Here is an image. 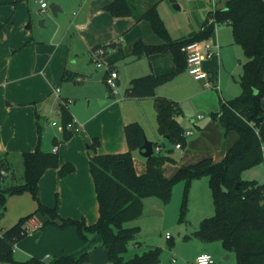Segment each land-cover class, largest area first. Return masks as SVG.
I'll list each match as a JSON object with an SVG mask.
<instances>
[{"label": "crops", "instance_id": "crops-1", "mask_svg": "<svg viewBox=\"0 0 264 264\" xmlns=\"http://www.w3.org/2000/svg\"><path fill=\"white\" fill-rule=\"evenodd\" d=\"M110 1L112 0L81 1L78 10L73 12L72 22L59 23L55 29L44 33L33 29V25L30 24L32 10L29 0H0V153L9 164V168L4 169L2 186L7 187L17 182L19 178L14 167H19L23 162L24 152L34 151L37 147L38 116L43 119V130L44 123L50 124L53 116H57V121L51 122L52 125L56 122L54 126L58 125L52 142L47 136H42L41 148L52 151L57 147L60 165L71 162L75 165V170L60 176L59 167L48 168L39 181V197L43 204L49 207L57 206L60 216L84 218L88 224L94 223L99 217V203L90 172V154L127 151L129 147L125 125L130 122H139L146 134L145 125L149 124L152 130L150 134L153 137L159 136L156 96H167L178 101L182 113L177 119L187 131H192L188 135L186 148L174 156L176 162H167L163 165V173L167 177L173 176L181 165L195 163L207 157L215 162L222 160L239 137L236 131H227L216 119L205 118L204 114L218 112L221 108L220 100L218 101L215 94L217 88L214 87L218 83L223 66L219 54L204 60L203 68L208 72L206 79L194 78L186 66V69L173 79L157 86L154 96L137 97L130 94V82L133 78L148 73L156 75L169 73L176 69V64L170 51L136 58L132 52L137 41L161 44L164 40L154 32L147 20L136 21L133 16L134 22L128 24L127 21L130 19L120 18L127 16H112L104 8ZM153 1L155 0H136L139 5L142 4V10ZM164 1L166 0H157V6ZM171 1L176 3L178 0ZM196 1V6H199V1ZM210 1L212 6L205 18H200L197 28L191 27L180 31L175 36L166 25L172 39L186 38L202 27L213 8L214 0ZM226 1L215 0L218 9L223 8ZM177 9H181V6ZM148 22L152 31L147 27ZM126 26H129L126 33L130 34L131 29L136 31L130 38V44L126 47L121 46L124 55L132 56L129 60L132 62L125 63L120 71L113 64L114 61L111 62L118 70L120 87L126 88L122 97H116L105 82L106 70L92 71L88 60L95 45L118 40L116 35ZM225 31L227 37V30ZM230 38L231 36H228V39ZM223 40L222 29H217L211 41L221 45ZM112 44L117 47L119 42H112L110 47ZM93 81L100 84L91 83ZM81 97L85 101L88 99L87 106H79ZM64 100L68 102L74 122L69 126L72 136L62 142L63 128L60 124L59 104ZM262 106L264 108V99ZM192 110L199 113L197 118H190L192 124L187 123L185 117L180 119V116H186V113L189 116L194 115L191 114ZM196 119L198 122H195ZM55 137L60 140L59 144H54ZM96 137L100 144L93 149L90 143ZM163 143L164 141L159 142L162 151L165 147ZM137 152L139 153V150ZM137 152L134 151L135 170L138 174H143L147 170L146 157L140 153L136 154ZM23 178L21 180L24 182ZM37 207L38 202L30 192L8 196L6 211L0 222L2 231L9 228L5 223L9 214L13 217L11 223L15 224L19 218L34 212ZM45 215L35 214L41 223L40 228L15 243L16 259L26 260L35 256L50 262L54 261L53 256L57 259L65 254L79 255L85 252L88 253V262L91 264H95L96 260L107 262L106 247L105 251L102 247L92 246V242L97 240V234H89L88 240H84L74 225L61 229L52 224L42 227L49 219V216ZM201 244V250L194 252L187 264H190L201 251L211 254L212 251L220 250L222 253L227 251L219 248L222 245L210 244L208 248H204L208 243ZM173 260L176 262L175 257Z\"/></svg>", "mask_w": 264, "mask_h": 264}, {"label": "trees", "instance_id": "trees-1", "mask_svg": "<svg viewBox=\"0 0 264 264\" xmlns=\"http://www.w3.org/2000/svg\"><path fill=\"white\" fill-rule=\"evenodd\" d=\"M157 0L147 8L141 9L136 0H112L105 10L112 16H134L136 21L147 20L154 32L164 40L161 44H147L142 40L134 45L132 54L136 58L159 52L170 51L176 69L169 73L156 75L148 73L135 77L130 82V94L137 97L154 96L156 87L171 80L177 73L186 69V54L183 46L194 40L212 37L216 26L227 23L232 28L234 42L240 44L247 56L243 64L240 83L242 91L235 98L222 101L220 111L212 116L227 131H236L237 141L229 148L224 158L215 162L207 157L195 163L181 165L177 172L167 177L163 165L176 162L171 148L166 153L155 151L159 142H154V154L146 157L147 170L138 174L134 166L133 152L139 150L145 141V129L139 122L125 125L128 150L119 153L94 152L90 154V172L94 179L99 203V217L91 224L84 218L62 217L58 207L43 204L39 197V181L48 168L59 167V175L65 176L75 170V165L59 163L57 151L41 148L43 119L38 116V145L34 151L23 153L24 182L2 186L4 169L9 164L0 153V222L6 211L8 196L30 192L38 202L37 209L25 215L11 227L2 231L0 225V262L9 264H86L88 253L79 255L65 254L54 263L38 257L18 260L14 257L15 243L28 235L27 220L35 214H46L49 219L42 227L55 222L60 228L76 226L82 239L88 240L89 234H101L107 249L110 264H160L161 247H150L141 254L126 259L129 242L140 234L139 226H126L124 223L142 214L143 198L158 196L170 201L176 182L202 175L209 177L215 212L203 218L195 231L201 243L220 241L223 247L234 252L236 264H264V183L242 178V172L264 159V0H227L223 8L210 10L202 27L190 36L174 40L161 17ZM214 17L213 22L209 19ZM158 131L170 142L186 147L185 128L177 116L182 113L178 101L167 96L155 97ZM60 124L63 127L61 141L72 136L69 124L74 118L67 100L60 102ZM59 144L58 138L53 139ZM96 137L91 148L99 146ZM186 211V196L183 200L181 217Z\"/></svg>", "mask_w": 264, "mask_h": 264}, {"label": "rangeland", "instance_id": "rangeland-1", "mask_svg": "<svg viewBox=\"0 0 264 264\" xmlns=\"http://www.w3.org/2000/svg\"><path fill=\"white\" fill-rule=\"evenodd\" d=\"M48 4L46 9H42L40 0H29V4L32 10L30 24L33 25V29L44 31L47 33L48 31H52L59 23L67 24L72 22L75 10H78L80 2L84 0H44ZM199 6H196V0H178L176 3L181 6V9H177L174 7V3L171 0H166L159 5V13L161 17L164 19L166 25L169 26L170 30L176 36L180 33V31L188 30L189 28H197L200 18H205L207 15V11L211 8L212 3L210 0H198ZM51 3H56L62 7V11L58 13V15H54L52 9L50 8ZM142 7V4L139 5ZM117 17V16H114ZM128 17V16H127ZM120 17L121 19H130L127 23L132 24L134 22V17L131 18ZM44 19V25L40 24V20ZM167 26V27H168ZM148 29L151 30V26L148 22ZM129 26H126L123 30L119 31L116 35L118 36V40L108 41L101 43L99 45H95L94 48H102L105 51L103 59L106 64H111L112 60L113 64L117 66V68L122 70L121 68L125 65V63H131L132 56L124 55L122 52V47H126L130 44V38L132 34L136 33L135 29H131L130 34L126 33ZM32 29V27H31ZM217 29H222L223 33V42L219 48H217V52L222 58L223 66L221 73L219 74L218 84L219 89L216 91V95L218 97L219 104L221 105V101L230 100L239 95L242 91V86L240 83L241 74L243 73V64L247 60V56L245 55L244 49L240 44L234 42L232 28L228 26L227 23H222L217 25L215 31ZM108 30V29H105ZM227 30V37L225 35ZM214 31V33H215ZM230 31V34H228ZM153 34V32H152ZM154 35V34H153ZM228 36H231V40L228 39ZM211 39V38H210ZM112 42H119L117 47H110ZM121 48V49H120ZM93 49V48H92ZM134 57V56H133ZM89 58V56H88ZM129 61V62H128ZM88 64L91 66V70L96 72H102L105 69V65L103 67H97L94 62L92 56L88 60ZM112 65V64H111ZM180 73V72H179ZM178 73L175 75L177 76ZM174 76V77H175ZM173 77V78H174ZM172 78V79H173ZM91 83H98L93 81ZM100 84V83H98ZM95 86L94 84H92ZM108 87V86H107ZM120 93L116 94V97H122L125 93L126 88L120 87ZM218 92V93H217ZM220 95V97H219ZM127 96V95H126ZM221 98V99H220ZM95 103V101H93ZM100 101H98V105ZM88 105V99L85 101L83 97H81V101L79 102V106L85 107ZM217 113V111H213ZM212 112V113H213ZM210 112H204L205 118H214ZM191 114L186 116H180V119L185 117L187 123L192 124L190 118H197L198 114L196 111L192 110ZM181 115V114H180ZM179 116V115H178ZM54 119H51L50 124L44 123L43 137L47 136V138L52 142V136L56 129H58V125L54 126L51 124L52 120L57 121V116H53ZM215 119V118H214ZM195 122H198L196 119ZM147 134L145 133V138L151 140L153 142H163L165 147L163 149V153H166L168 150H171L173 156H177L178 152L185 149L186 147L176 148L175 144L170 142L168 138H163L162 135L153 137L150 125H145ZM185 131H187L185 129ZM152 137L153 139H150ZM188 140V136H187ZM136 150L135 152H137ZM140 153V151H139ZM137 152L136 154L139 155ZM141 155V153H140ZM134 156V152H133ZM142 156V155H141ZM15 173H17L18 178L17 183L23 182L21 180L24 175V165L21 162L20 166L14 167ZM242 178L247 180H256L259 183H264V159L258 164L245 169L242 172ZM24 180V178H23ZM12 185V184H11ZM186 196V211L183 219L181 217V209L183 200ZM215 212V208L213 205L212 192L209 186V177L207 175H202L199 177H195L191 179L188 183L183 179L176 182L173 187L172 195L170 201H163L158 196H146L143 198V211L142 214L134 219L126 221L124 224L126 226H139L140 234L136 239L129 242L128 251L124 254L126 259L133 257L135 254H141L145 250L149 249V247H161V264H187V261H191L194 252L198 250L199 244L201 243L195 236V231L199 226L200 220L205 216H212ZM42 214V213H40ZM10 215V216H9ZM5 223L7 225L12 226L14 223L12 219V214H9ZM46 216V215H45ZM11 217V218H9ZM46 219V218H45ZM44 219V220H45ZM54 225L57 228H60L58 224L55 222H50L48 225ZM45 227V226H44ZM42 229V228H41ZM61 229V228H60ZM169 235V237H168ZM222 245L220 241H216L215 243L205 244L204 248H208L209 245ZM93 247H102L105 250V246L103 245V238L101 234H97V240L92 242ZM221 249H225L219 247ZM106 251V250H105ZM214 255L215 264H236L237 258L234 252L230 251H212ZM227 255L228 258L226 257ZM173 257L176 258V262H174ZM54 261H50L54 263L56 258L53 256ZM108 258V257H106ZM100 259V256H99ZM187 262V263H186ZM0 264H9L8 262H0ZM95 264H110L109 258L107 262L96 260Z\"/></svg>", "mask_w": 264, "mask_h": 264}, {"label": "built area", "instance_id": "built-area-1", "mask_svg": "<svg viewBox=\"0 0 264 264\" xmlns=\"http://www.w3.org/2000/svg\"><path fill=\"white\" fill-rule=\"evenodd\" d=\"M40 3L42 9H46V7L48 6L46 1L44 0H40ZM217 9H218V5L214 0L212 10L215 11ZM213 21H214V17L209 19V22H213ZM215 26L217 27V25ZM217 48H219V45L214 44L211 41V39L194 40L183 46L182 50L186 54L187 68L194 78L206 79L208 77V72L203 68V62L205 59L211 58L215 54H218ZM104 54L105 51L102 48H93L91 50V56L94 62L96 63V66L97 67H103L104 65L106 66L105 82L110 92L113 95H116L120 93L119 73L118 70L115 67H113L111 64L105 63L103 59ZM214 87L218 89L219 84L216 83ZM53 124L55 125L56 122H53ZM70 125L71 124H69V126ZM61 128H63L62 125ZM191 133L192 131L189 130L185 132V135L188 136ZM175 146L180 148L181 144L177 143ZM160 150H161L160 146H157L155 148V151H160ZM53 151H57V147H55ZM263 152H264V146H263ZM3 173L4 171H2V174ZM40 226L41 223L35 216L30 217L26 222V229L29 233L39 229ZM86 264H91V263L87 262ZM190 264H215V259L211 253L206 251H201L196 255L195 259Z\"/></svg>", "mask_w": 264, "mask_h": 264}, {"label": "water", "instance_id": "water-1", "mask_svg": "<svg viewBox=\"0 0 264 264\" xmlns=\"http://www.w3.org/2000/svg\"><path fill=\"white\" fill-rule=\"evenodd\" d=\"M174 7L180 8V5L175 3ZM50 8L52 9L54 15H56V16L58 15V13L60 11H62V7L56 3H51ZM40 24L42 26L44 25V19L40 20ZM114 46H115V44H112V47H114ZM166 137H168V136H166ZM139 151H140L141 155L144 157H149V156L153 155L154 154V142L145 138V141H144L143 145L139 148ZM201 248H202V244L200 243L198 249L201 250ZM228 256L229 255H227L226 257H228Z\"/></svg>", "mask_w": 264, "mask_h": 264}]
</instances>
